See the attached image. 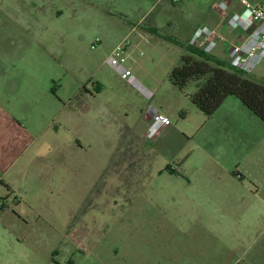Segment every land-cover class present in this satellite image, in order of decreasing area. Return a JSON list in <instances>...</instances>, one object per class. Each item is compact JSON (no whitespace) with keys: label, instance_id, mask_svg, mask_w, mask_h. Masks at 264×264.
Here are the masks:
<instances>
[{"label":"rangeland","instance_id":"obj_1","mask_svg":"<svg viewBox=\"0 0 264 264\" xmlns=\"http://www.w3.org/2000/svg\"><path fill=\"white\" fill-rule=\"evenodd\" d=\"M217 1H165L143 22L137 65L126 66L147 98L106 63L117 45L139 41L136 33L121 41L139 18L126 0H0V89L60 104L78 88L96 90L88 102L125 154L115 191L87 178L104 163L94 152L79 162L74 202L26 210L27 233L0 241V264H264V205L252 188L264 185V141L254 127L205 117L189 99L193 82L183 91L169 82L190 32L211 28L200 23L207 15L218 22ZM153 23L159 29L147 31ZM222 48L211 55L229 63ZM248 76L264 80V60ZM148 106L167 116L169 133L140 137Z\"/></svg>","mask_w":264,"mask_h":264},{"label":"crops","instance_id":"obj_2","mask_svg":"<svg viewBox=\"0 0 264 264\" xmlns=\"http://www.w3.org/2000/svg\"><path fill=\"white\" fill-rule=\"evenodd\" d=\"M165 1L171 3V0L122 2L130 7L128 15L135 12L139 16L137 20L129 23L131 30L121 40L126 44V37H130L132 33L137 34L136 38L139 41L128 43L127 47L129 61L133 60V66L137 65L135 51L141 41L147 38L146 34L138 29L143 27V22L151 16L155 8L165 6ZM248 1L252 5L261 2V0ZM179 2H187V0H179L177 3ZM211 8L214 12L213 5ZM200 23H207L211 29L220 30L229 42L234 41L238 34L229 30L219 18L217 22L211 15L204 17ZM153 24L155 25H151L152 27L146 30L154 32L159 29L156 23ZM199 27L207 26L201 24L193 29L188 41ZM134 77L139 79L140 75L138 74V78L135 75ZM95 91L86 87L78 88L67 103L60 104L59 99L55 101L49 94L38 95L36 91L27 89L13 100L8 89H0V207H3L0 209V241L16 233L26 235L27 229L24 226L29 222L26 210H35L51 200L74 202L77 164L90 160L93 152L104 163L95 177L86 174L87 178L90 177V182L96 181V177L99 176L100 179L105 180L103 182L105 189L109 186L115 191L123 187L124 179L117 178L118 173L123 169L122 161L125 158L123 148L120 147L122 139L115 132L112 135L108 133L103 117L100 116L102 111L93 110L88 102L89 99H96L99 95V92ZM230 98H227L214 114H220L229 126L241 127L243 124L254 127L260 134V139L264 141V124L236 98ZM147 108L144 113L142 111L140 125L142 138L150 122ZM161 114L167 117L164 113ZM172 129L173 127L170 126L157 135L169 133ZM108 141L113 146L104 148V145H108ZM127 156L135 158L134 153ZM78 176L80 184L86 191L92 188V184L86 185V178L82 172ZM252 188L255 189L253 196L256 203L264 205V185L255 184ZM246 190L252 194L251 187ZM64 229L63 227L62 231L60 229L59 231L63 233Z\"/></svg>","mask_w":264,"mask_h":264},{"label":"built area","instance_id":"obj_3","mask_svg":"<svg viewBox=\"0 0 264 264\" xmlns=\"http://www.w3.org/2000/svg\"><path fill=\"white\" fill-rule=\"evenodd\" d=\"M178 1L172 0L174 3ZM213 10L229 30L238 33L234 41H227L218 29L199 27L189 39L188 45L205 54H212L219 44H223L229 64L244 74H251L264 60V0L256 5L248 0H219L213 4ZM128 61L127 47L121 43L112 50L106 63L120 79L148 98L151 93L140 85L131 69L126 66ZM147 113L150 122L144 137H151L171 126L169 119L153 107L149 106Z\"/></svg>","mask_w":264,"mask_h":264},{"label":"trees","instance_id":"obj_4","mask_svg":"<svg viewBox=\"0 0 264 264\" xmlns=\"http://www.w3.org/2000/svg\"><path fill=\"white\" fill-rule=\"evenodd\" d=\"M181 48L184 53L171 70L169 82L179 91L193 82L195 90L189 99L205 117H211L227 98L234 97L264 124V80L252 79L228 62L189 45Z\"/></svg>","mask_w":264,"mask_h":264}]
</instances>
